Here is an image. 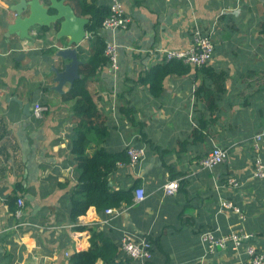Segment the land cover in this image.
<instances>
[{"label":"crops","instance_id":"0c3cea01","mask_svg":"<svg viewBox=\"0 0 264 264\" xmlns=\"http://www.w3.org/2000/svg\"><path fill=\"white\" fill-rule=\"evenodd\" d=\"M119 1L130 23L115 34L118 69L111 72L105 65L87 83L88 106L100 113L109 136L98 144L87 134V154L132 145L147 149L146 157L135 166L119 163L109 179L115 189L130 191L132 203L114 215L99 216L90 207L78 218L77 225L87 227L84 231L73 230L77 225L59 214L77 184L67 146L83 129L72 118L71 102L61 100L69 86L62 93L53 91V76L46 75L52 60L42 52L51 48L54 34L50 30L39 38L35 27L31 39L6 37L3 25L14 19L11 6L19 0L0 1V264H67L73 251L88 249L94 227L117 246L124 234L151 238L153 256L147 264H199L202 232L221 235L239 226L264 251V179L252 177L256 154L250 147L255 135L264 134V0ZM86 2L90 7L80 17L90 20L96 7H109L111 0ZM194 25L211 36L214 52L208 65L226 73L224 93L211 111L196 94L207 85L198 69L187 65L186 73H177L182 68L171 63L179 61H161V50L191 46ZM100 35L104 42L109 38L101 28ZM88 39L79 46L84 52L80 60L89 57ZM14 97L29 105L30 116L24 118ZM37 102L48 108L40 119L32 116ZM213 146L226 149L228 160L224 167L203 170L198 162ZM259 156L264 163V135ZM173 179H180L177 193L164 196L161 185ZM228 179L237 185H228ZM135 182L144 191L142 201L130 189ZM19 197L24 207L17 219L11 208ZM222 200L240 208L243 224L232 211H220ZM242 258L224 251L205 262L239 264Z\"/></svg>","mask_w":264,"mask_h":264},{"label":"trees","instance_id":"16d2710c","mask_svg":"<svg viewBox=\"0 0 264 264\" xmlns=\"http://www.w3.org/2000/svg\"><path fill=\"white\" fill-rule=\"evenodd\" d=\"M66 1L67 4L73 8L77 16H80L81 12L90 7V5H87L86 0ZM107 15L108 7L99 6L95 8L87 24V32L90 34L87 51L89 57L87 59H82V63L79 65L78 71L80 77L74 81L71 88L61 94L62 101L71 102L70 110L72 118L77 119L79 125L83 129V131L75 133V135L71 137L67 146L70 155L73 156L76 163L78 172L77 184L64 198L65 202L62 204V206L65 207L64 212L59 213L60 216L65 215L67 222L73 226L77 225L78 218L85 215L90 207H94L96 213L101 216L105 209H120L123 205H130L133 199V195L130 194L129 190L124 191L123 188L115 189L112 184H109V179L117 171L118 164H126L129 162V158L126 154L127 147L118 152H108L103 148H98L93 155L89 156L87 154L90 145L87 134H93L98 144L105 142L109 136L107 126L99 121L101 116L100 113L95 108H90V106H88L90 102L87 84L88 81L97 74L101 67L107 65V60L103 54L105 42L100 35L102 21ZM47 30L48 29L44 27L40 28L37 31V37L44 38ZM53 52L54 49L49 48L42 53L50 56ZM82 53L84 52L80 51V54ZM46 62L47 59H45V63ZM171 64L182 68L176 71L177 73H186L189 70V66H184L180 62ZM197 69L207 81V85L203 83V85L197 89L196 94H199L206 102L210 111L216 109L218 101L221 98L220 96L224 93L226 73L224 71H215L214 68L209 65ZM172 71L174 72V70H169V73ZM162 78L163 76L159 78V81ZM148 81L153 87V80ZM210 85L213 86V89H209ZM204 88H207L205 94L201 93ZM132 120L133 119H130V121ZM198 136L199 131L194 130L192 137L197 138ZM143 139L149 144L150 139L144 136ZM222 166L224 167V165ZM228 176L229 172H226L224 174V181ZM138 185L139 184L135 182L130 189L136 190L139 188ZM11 210L14 212L15 208L12 206ZM86 228V226L77 225L73 227V230L84 231ZM147 239L151 243H154L151 238ZM130 261L129 258L118 250L117 244H115L102 229L98 230V227H94V229L91 230L88 249L73 251L67 258V264H131Z\"/></svg>","mask_w":264,"mask_h":264},{"label":"built area","instance_id":"2783aa9c","mask_svg":"<svg viewBox=\"0 0 264 264\" xmlns=\"http://www.w3.org/2000/svg\"><path fill=\"white\" fill-rule=\"evenodd\" d=\"M130 23V18L119 0H111L108 7V15L104 18L101 24V30L109 33V38L105 41L103 54L107 60V66L111 72L118 69V45L115 40V34L119 30H126ZM90 34L87 33V38ZM214 45L210 34L204 33L197 25L192 27L191 46L187 49H173L160 51L162 62L179 61L183 64L190 65L196 68L208 65L212 59ZM48 111L47 106L41 103H34L32 106V116L35 119H40ZM264 134L255 135L251 149L256 154L251 163L252 177L257 180L264 179V163L259 156L260 142ZM127 146L126 154L129 158V164L135 166L145 159L146 149L144 147ZM228 160V152L219 146H213L211 151L201 158L198 162L199 167L205 170H212L215 167L224 164ZM120 166L122 164H119ZM228 185L236 186L235 179H228ZM180 187V179L168 180L160 187L164 196L175 195ZM134 196L138 201L145 198L142 188H137L134 191ZM220 211L228 209L237 215L240 224H243L245 215L240 208L235 206L229 200H222L219 203ZM24 201L22 198H17L13 215L20 219L23 215ZM107 215L118 213V209L107 208L104 210ZM106 223V220L104 221ZM200 242L202 244L204 254L199 260V264H204L208 256L214 255L217 252L229 251L237 257L243 256L239 264H264V251L258 249L252 240L254 235L247 232L243 226H239L230 230L227 234L216 235L214 232L205 231L200 234ZM118 250L127 258L135 261L138 264H146L152 259L153 248L151 242L146 238H136L130 234H124L118 244ZM68 256V253L65 254ZM205 264H207L205 262Z\"/></svg>","mask_w":264,"mask_h":264},{"label":"water","instance_id":"95a60500","mask_svg":"<svg viewBox=\"0 0 264 264\" xmlns=\"http://www.w3.org/2000/svg\"><path fill=\"white\" fill-rule=\"evenodd\" d=\"M11 10L15 17L10 23L3 25L7 30L5 36L31 39L29 32L35 27L51 30L54 36L50 47L54 52L50 56L52 63L46 75L53 76V91L62 93V88L66 85L71 88L80 77L78 70L82 63L79 59L82 49L79 46L87 39L89 19L77 16L64 0H19L16 5L11 6ZM46 63L49 64V61ZM14 99L17 101L15 97ZM17 102L22 107L24 118L30 116L29 105Z\"/></svg>","mask_w":264,"mask_h":264},{"label":"rangeland","instance_id":"374dc122","mask_svg":"<svg viewBox=\"0 0 264 264\" xmlns=\"http://www.w3.org/2000/svg\"><path fill=\"white\" fill-rule=\"evenodd\" d=\"M0 1H3V0H0ZM3 3H4V2H3ZM7 5H8V4H7ZM9 6H10V5H9ZM173 139H174V138H173ZM132 148H135V147H132ZM146 150H147V149H146ZM128 163H129V162H128ZM120 164H122V163H120ZM109 184H110V183H109ZM161 192H162V191H161ZM134 197H135V196H134ZM72 226H73V225H72ZM151 244H152V243H151ZM152 248H153V247H152ZM148 262H149V261H148ZM148 262H147V263H148ZM147 263H146V264H147Z\"/></svg>","mask_w":264,"mask_h":264},{"label":"clouds","instance_id":"9594fccd","mask_svg":"<svg viewBox=\"0 0 264 264\" xmlns=\"http://www.w3.org/2000/svg\"><path fill=\"white\" fill-rule=\"evenodd\" d=\"M88 33V32H87ZM131 260V259H130Z\"/></svg>","mask_w":264,"mask_h":264}]
</instances>
